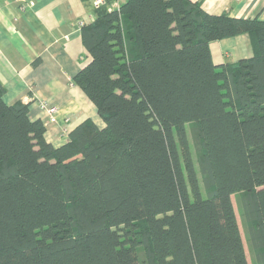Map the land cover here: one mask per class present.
<instances>
[{"label":"trees","instance_id":"trees-1","mask_svg":"<svg viewBox=\"0 0 264 264\" xmlns=\"http://www.w3.org/2000/svg\"><path fill=\"white\" fill-rule=\"evenodd\" d=\"M118 1L72 76L103 126L55 146L0 83V264H264V20ZM238 34L252 54L215 64Z\"/></svg>","mask_w":264,"mask_h":264},{"label":"crops","instance_id":"crops-1","mask_svg":"<svg viewBox=\"0 0 264 264\" xmlns=\"http://www.w3.org/2000/svg\"><path fill=\"white\" fill-rule=\"evenodd\" d=\"M192 1L211 14L264 20V0ZM94 16L90 0H0L3 99L27 103L29 117L43 121L45 138L55 146L86 118L104 125L93 102L72 82L89 60L80 32ZM209 48L215 64L235 63L252 54L246 34L211 41ZM40 101L55 108V121H49Z\"/></svg>","mask_w":264,"mask_h":264},{"label":"built area","instance_id":"built-area-1","mask_svg":"<svg viewBox=\"0 0 264 264\" xmlns=\"http://www.w3.org/2000/svg\"><path fill=\"white\" fill-rule=\"evenodd\" d=\"M90 1L94 8H98L105 4V0H90ZM117 6H118L117 1H114V3L112 4V7H117ZM39 104L48 113L49 121H55V111H56L55 108L49 106V104H47V102L45 101H40Z\"/></svg>","mask_w":264,"mask_h":264},{"label":"rangeland","instance_id":"rangeland-1","mask_svg":"<svg viewBox=\"0 0 264 264\" xmlns=\"http://www.w3.org/2000/svg\"><path fill=\"white\" fill-rule=\"evenodd\" d=\"M232 201H233V205H234V208H235V212H236V216H237V220H238V224H239L241 236H242V239H243L246 256H247L248 261L250 262V260H251V254H250L249 249H248V246H247L244 229H243V226H242L240 217H239V213H238V209H237V205H236L235 197L234 196L232 197Z\"/></svg>","mask_w":264,"mask_h":264}]
</instances>
